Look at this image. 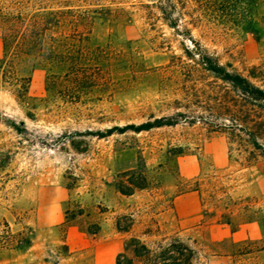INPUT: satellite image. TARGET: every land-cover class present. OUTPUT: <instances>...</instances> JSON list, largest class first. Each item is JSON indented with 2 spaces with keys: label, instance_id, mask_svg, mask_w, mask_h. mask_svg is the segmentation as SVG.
I'll list each match as a JSON object with an SVG mask.
<instances>
[{
  "label": "rangeland",
  "instance_id": "1",
  "mask_svg": "<svg viewBox=\"0 0 264 264\" xmlns=\"http://www.w3.org/2000/svg\"><path fill=\"white\" fill-rule=\"evenodd\" d=\"M0 3L12 12L65 10L66 46L80 35L70 21L84 17L90 32L82 45L103 49L106 59L95 62L111 70L108 89L96 88L74 104L47 86L49 75L63 76L67 67L42 58L18 66L20 76L31 78L26 98L0 81V221L15 239L25 238L19 247L0 244V264H116L121 253L133 256L134 239L154 250L152 260L164 238L189 244L204 264H264V157L241 166L227 136L197 121L95 136L185 112L174 104L184 96L178 58L193 46L182 35L185 27L230 70L248 76L257 67L254 81L264 88V0L247 13L207 15L196 26L185 16L179 34L162 18L158 0ZM172 148L182 152L171 154ZM140 156L149 185L123 195L118 174ZM207 175L226 187L217 209L203 207L189 191ZM118 220L128 231L118 229Z\"/></svg>",
  "mask_w": 264,
  "mask_h": 264
},
{
  "label": "trees",
  "instance_id": "2",
  "mask_svg": "<svg viewBox=\"0 0 264 264\" xmlns=\"http://www.w3.org/2000/svg\"><path fill=\"white\" fill-rule=\"evenodd\" d=\"M157 6L162 18L176 28L178 34L183 17H190L188 23L198 25L207 15L219 11L243 10L250 12L256 0H158ZM10 7V6H9ZM9 7L0 3V29L2 31L3 55L0 57V81L13 89L17 98H26L29 94L31 78L19 75L18 66L27 60L42 58L56 66L67 67L63 76L51 74L47 77V86L58 93L66 102L74 104L81 101L83 95L92 93L96 88L108 89L111 82V70L95 61H104L107 55L103 49H90L82 45L86 34L90 32L88 20L77 16L70 21L75 31L73 42L66 46V32L60 30L66 25L65 10H45L43 6L33 13L12 12ZM179 17L175 18L174 14ZM196 15V16H195ZM77 35V34H75ZM192 47H185L184 59L179 57V66L185 69L182 100H175L185 112H177L173 116L156 117L141 124L114 126L105 132H97L98 138H106L114 133L149 132L153 129L177 126L184 122L188 125L196 121L208 125L210 131L224 133L229 142L231 153H236V160L241 166H251L264 157V88L254 80L258 79L253 67L246 76L233 71L222 64L220 59L205 50L196 41L191 30L185 27L183 34ZM95 62L94 65H89ZM212 78L211 81H207ZM201 81V82H199ZM202 84V86L199 85ZM19 130L16 124H9ZM79 149V148H78ZM81 151V150H79ZM182 152L181 148H172L171 154ZM119 191L126 196L133 195L136 190L148 187L146 164L142 156L138 163L130 169L118 174ZM189 191L200 195L202 206L218 208L219 193L225 194L217 177L207 175L196 179ZM207 194L203 197V194ZM76 216H71L74 219ZM227 223H230L228 220ZM120 231H128L120 220L117 222ZM90 233H95L89 230ZM25 238L15 239L9 223L0 221V244L2 246H22ZM170 240V241H168ZM168 241V242H167ZM133 256L121 253L116 264H204L197 258L196 250L178 239L164 238L159 244L160 252L154 259V250L139 239L131 243Z\"/></svg>",
  "mask_w": 264,
  "mask_h": 264
}]
</instances>
